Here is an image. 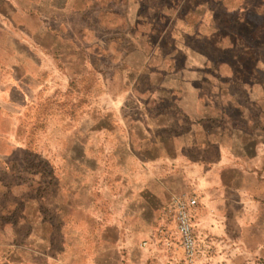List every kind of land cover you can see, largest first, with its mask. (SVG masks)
Here are the masks:
<instances>
[{"label": "crops", "instance_id": "0c3cea01", "mask_svg": "<svg viewBox=\"0 0 264 264\" xmlns=\"http://www.w3.org/2000/svg\"><path fill=\"white\" fill-rule=\"evenodd\" d=\"M64 1L72 10V0ZM211 2L188 13L192 21L186 17L178 32L232 50L246 46L243 32L264 30V0ZM32 10L44 22L51 16ZM45 23L55 35L58 30ZM174 40L175 53L157 56L158 64L154 56L144 57L146 70L132 66L122 74L121 57L112 60L119 70L112 73L117 80L111 98L104 93L103 60L94 66L87 54L45 49L24 55V67L10 60L6 75L0 68V230L7 231L13 214L10 193L17 230H25L15 264H181L177 198L194 202L189 214L198 256L215 255L216 240L229 237L225 231L239 233L231 238H264V131L249 117L250 97L263 90L241 79L242 66L223 74L216 59ZM3 45L10 43L1 39V54ZM57 75L66 78L64 94L74 97L81 115L64 150L42 154L39 140L30 149L18 119L43 106L60 108L59 92L51 90ZM90 78L97 98L91 106ZM234 83L245 104L230 101ZM123 94L132 95L129 104ZM26 157L46 161V176L36 167L27 172L17 166ZM25 174L32 175V186L24 178H4ZM38 191H48V198ZM206 261L211 258L195 264Z\"/></svg>", "mask_w": 264, "mask_h": 264}, {"label": "rangeland", "instance_id": "374dc122", "mask_svg": "<svg viewBox=\"0 0 264 264\" xmlns=\"http://www.w3.org/2000/svg\"><path fill=\"white\" fill-rule=\"evenodd\" d=\"M212 0H72V10L65 8L64 0H0V41H7L10 47L14 48L17 55L13 56L8 45H3V59L0 61V68L4 75L10 67L8 62L15 60L24 67V55H37L38 51L50 49L57 55H81L87 54L93 65H100L103 60L105 78L104 93L112 97L113 84L116 85V71L118 65L112 60L121 57L120 70L123 74L129 67L138 66L141 70L145 64L141 63L146 55H152L153 65L158 64L157 56L175 53L178 44L175 40H182L186 47L199 54H206L216 59V65L224 73L231 75V72L240 71L239 76L247 81L250 87H258L263 94L250 97L249 117L254 120L256 127L264 131V30L243 32L245 35L246 47L222 50L216 48L208 41L183 36L178 32V24L188 16L200 4L208 6ZM216 10L219 8L214 2L210 3ZM201 7V8H202ZM32 8L39 10L50 17L45 16V22L58 31L55 35L49 34L45 22L38 17ZM192 16L188 17L189 20ZM192 21V20H190ZM178 25V26H177ZM259 26H261L259 24ZM152 45V49L150 47ZM150 47V48H149ZM249 49V51L247 50ZM245 55H252L259 59L253 62L244 58ZM103 56V58H101ZM238 57L240 63L232 62L231 57ZM67 62V61H66ZM65 62V63H66ZM8 64V65H7ZM234 66V67H233ZM143 67V68H141ZM115 76V77H114ZM114 77V78H113ZM65 80L61 75L55 76L51 90H57L60 108L56 111L52 106H43L40 112H31L29 115L22 114L18 122L24 130L25 140L28 139L29 147L39 149L41 153L54 150H64L66 147L65 136L75 129L80 119V111L74 108L73 96H65ZM115 81V83H114ZM79 82V81H78ZM96 80L90 78V94L88 96L90 105L96 102ZM95 83V85H94ZM15 87V86H14ZM230 91L233 93L230 101L235 104H245V96L240 94L238 84H231ZM51 90H48L50 92ZM92 92V93H91ZM94 92V93H93ZM49 94V93H48ZM123 102L129 104L132 95L123 94ZM79 98V97H78ZM258 99V100H257ZM257 104V105H256ZM39 113V119H37ZM237 117V112H231ZM35 125V126H33ZM39 134V137H37ZM34 140V142H33ZM37 141V142H36ZM26 145V143H25ZM17 163V162H16ZM15 163V165H17ZM17 166L24 165L25 171L31 172L38 168L47 173V162L42 159L33 160L32 157L19 159ZM34 166V167H33ZM44 174L41 183L45 182ZM46 176V174H45ZM10 183H15L24 178L25 182L32 186V175L24 176L10 175L4 177ZM28 194H33L28 191ZM45 199L49 192H37ZM9 223L7 231L0 230V263L14 261L16 246L21 243L25 230H17L15 222L17 206L16 199L11 193L9 195ZM30 210L32 208H29ZM41 211H47L41 207ZM6 227V225L4 224ZM220 235V233H218ZM239 234L232 230L216 240V254L198 256L197 263L202 259L209 260L210 264H264V238H231L230 235ZM257 234V233H254ZM264 235V233H260ZM8 241L9 249L4 248ZM182 264V258L179 260ZM13 262V264H15ZM207 263V261H206ZM209 264V263H207Z\"/></svg>", "mask_w": 264, "mask_h": 264}, {"label": "built area", "instance_id": "2783aa9c", "mask_svg": "<svg viewBox=\"0 0 264 264\" xmlns=\"http://www.w3.org/2000/svg\"><path fill=\"white\" fill-rule=\"evenodd\" d=\"M192 199L177 198L173 203V217L182 252V264H195L198 260L196 241L192 232L189 207Z\"/></svg>", "mask_w": 264, "mask_h": 264}, {"label": "trees", "instance_id": "16d2710c", "mask_svg": "<svg viewBox=\"0 0 264 264\" xmlns=\"http://www.w3.org/2000/svg\"><path fill=\"white\" fill-rule=\"evenodd\" d=\"M245 47H246V46H245ZM246 50H247V49H246ZM247 51H249V49H248ZM245 58L250 59L251 61H253L254 58H255V56H252V55H245Z\"/></svg>", "mask_w": 264, "mask_h": 264}]
</instances>
